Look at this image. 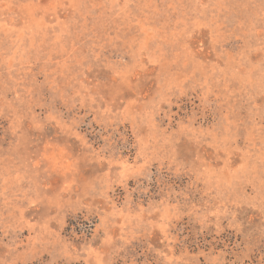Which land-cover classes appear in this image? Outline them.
Segmentation results:
<instances>
[{"label": "rangeland", "instance_id": "obj_1", "mask_svg": "<svg viewBox=\"0 0 264 264\" xmlns=\"http://www.w3.org/2000/svg\"><path fill=\"white\" fill-rule=\"evenodd\" d=\"M0 264H264V0H0Z\"/></svg>", "mask_w": 264, "mask_h": 264}]
</instances>
